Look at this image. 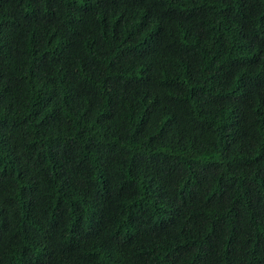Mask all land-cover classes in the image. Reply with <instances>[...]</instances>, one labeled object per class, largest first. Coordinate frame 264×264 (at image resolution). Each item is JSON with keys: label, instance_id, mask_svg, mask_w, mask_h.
Instances as JSON below:
<instances>
[{"label": "trees", "instance_id": "1", "mask_svg": "<svg viewBox=\"0 0 264 264\" xmlns=\"http://www.w3.org/2000/svg\"><path fill=\"white\" fill-rule=\"evenodd\" d=\"M0 264H264V0H0Z\"/></svg>", "mask_w": 264, "mask_h": 264}]
</instances>
